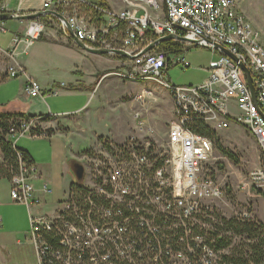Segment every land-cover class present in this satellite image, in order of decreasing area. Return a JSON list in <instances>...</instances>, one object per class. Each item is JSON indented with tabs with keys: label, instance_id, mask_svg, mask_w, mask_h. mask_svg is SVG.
I'll list each match as a JSON object with an SVG mask.
<instances>
[{
	"label": "built area",
	"instance_id": "built-area-1",
	"mask_svg": "<svg viewBox=\"0 0 264 264\" xmlns=\"http://www.w3.org/2000/svg\"><path fill=\"white\" fill-rule=\"evenodd\" d=\"M20 4L19 0L18 12L11 11L0 0V13L21 15ZM45 10L65 20L45 14L29 21L23 35L15 33L3 78L24 77L31 97L45 96L15 53L20 44L27 49L50 29L68 43L77 40L88 48L129 54L132 58L121 59L109 53L121 59L122 69L114 74L129 82L152 81L166 89L173 120L165 136H158L136 112L135 130L123 142L103 139L88 149V166L81 163L84 179L69 185L51 213L36 208L42 205L39 192L52 194L53 188L47 181L36 188L38 168L16 147L19 138L50 134L35 128L34 120L10 129L18 151V169L8 178L10 197L28 208L29 239L37 264H219L224 251L216 249L210 234L221 221V205L232 208L229 217L249 219L252 214L247 207L236 211L227 200L214 171L206 167L214 143L194 126L223 130L235 123L245 127L263 163L243 177L240 188L264 196V37L259 29L237 0H44L41 11ZM8 31L6 21H0V34ZM167 35L175 36L167 41L175 43L178 54L161 48L158 41ZM191 47L209 48L218 57L203 68L207 78L201 84L176 85L167 78L168 68L190 67L186 52ZM241 64L251 75L256 101ZM153 96L152 89L145 88L134 99L143 107ZM3 160L0 155V163Z\"/></svg>",
	"mask_w": 264,
	"mask_h": 264
},
{
	"label": "rangeland",
	"instance_id": "rangeland-1",
	"mask_svg": "<svg viewBox=\"0 0 264 264\" xmlns=\"http://www.w3.org/2000/svg\"><path fill=\"white\" fill-rule=\"evenodd\" d=\"M158 1L162 2V0ZM247 2L249 9L254 10V12H249L255 18V20L249 21L255 28L259 29L264 37V0H247ZM17 5L18 2L15 6ZM24 24L25 22L20 26L23 27ZM6 25L9 30L18 28V24L11 23V20L6 22ZM55 37H58L56 32ZM44 39L35 41L36 43L30 51L29 63L27 64L29 70L42 85L54 81L69 85L72 76L75 74L74 71L78 67L80 69L85 68L86 58L83 55L78 57L73 52L64 50L67 47L53 45L49 42L50 40ZM58 39L62 40L59 37ZM186 54L191 66L188 68L182 65L170 66L167 71V78L176 85L195 86L201 84L207 77V72L203 68L207 67L218 56L214 55L211 49L204 47H191ZM104 72H101L98 77L102 76ZM10 79V81H15L21 78ZM99 83L100 81L97 79L94 84V89H97L91 99V94L87 92L59 93L47 96L46 102L55 109L53 115L70 114L71 116L77 112L69 118H60L62 121H57V118L54 117L48 121L36 120L33 122L35 128L45 129L52 135L59 131L58 135L36 138L26 136L17 140L19 147H28L35 154L37 164L51 166L55 173L63 175L60 186L61 200L64 197L62 191L64 187L66 188L71 181H73L72 183L76 182L70 168L73 155H75V162L88 166L85 161V156H88V149L97 147L103 139H111L112 142L116 143L123 142L134 132V114L136 112H140L144 116V119L155 129L158 136H165L173 120L171 94L159 84L152 81L129 82L127 79L113 74L109 75L100 85ZM11 85L15 86L14 83ZM70 87L68 86V88ZM145 88H151L154 96L148 98L146 106L142 107L135 101L134 97L137 92ZM105 93L106 95H104ZM83 102L85 104L80 113L76 109ZM43 107L46 108V104L42 105L41 102L35 100V105L32 108L38 110ZM56 110L66 112H56ZM216 132L219 135L221 145L234 153L237 162L227 158L212 140L214 153L206 163V167L214 171V176L224 189L227 200L236 211L247 207L253 216L264 223V196L254 189L247 191L240 188L243 177L262 165L261 151L249 131L243 126L232 123L228 129L216 130ZM70 147L74 151H79L74 152ZM63 151L65 154L61 156ZM45 181L48 182L46 179ZM48 183L53 188L51 182ZM10 188L9 179L0 178V233L2 234L0 264H37L34 246L28 238L31 231L28 208L25 205L13 203L11 199L9 200ZM47 197L51 207L41 211L38 209L42 213H51L54 210L53 206L58 203H52L54 195ZM221 206L222 215L226 217L233 215L234 212L231 207ZM224 253L226 254L227 251L225 250Z\"/></svg>",
	"mask_w": 264,
	"mask_h": 264
},
{
	"label": "crops",
	"instance_id": "crops-1",
	"mask_svg": "<svg viewBox=\"0 0 264 264\" xmlns=\"http://www.w3.org/2000/svg\"><path fill=\"white\" fill-rule=\"evenodd\" d=\"M8 6L11 11H17L19 7V0H3ZM20 13L21 14H31L35 13L38 11H41L43 9V2L44 0H20ZM238 5L240 10L244 13V15L249 18V20H255V18L252 16V14L249 11L254 12V10H250L248 7V2L247 0H237ZM16 2H18V5H16ZM18 12V11H17ZM23 27L20 26V24L24 23ZM29 21H18V20H11V23L13 24H18V28L16 30H9L7 33H2L0 34V113H24L27 115H35V116H54L57 118V121H62L60 118H69L73 114H66V115H53L55 112V109L46 102L47 96L50 94H53V91H57V94L59 93H74V92H87L88 94H91V98H93V94L96 91L94 89V84L96 83L97 79H100L101 77L102 80L100 83H102L104 80L109 77V75H115V72H119L122 68L121 66V59L118 57H113L109 54L105 55H97L91 52H88L87 50H84L80 48L77 44L74 43H68L65 42L64 40H59L58 37H55V32L53 30L48 29L46 34L43 37L44 40H47L51 42L53 45H63V47L67 48H61L64 50H67L69 52H73L74 55L78 57H82L83 55L85 59V68L83 67L80 69L78 67L74 72L75 74L72 76L71 81L69 82V85L65 84L64 82L62 83H57V82H47L41 84V82L37 79V77L31 73V71L28 68V63H29V55L32 47L35 45L34 42L32 45H30L27 49H25V44L22 43L18 46L17 51H16V59L19 63H21L27 70L28 74L42 87V89L45 92L44 97H31L27 92H26V79L24 77H21L19 80L15 81H10V78H3L5 76V71L7 69L8 63H10V60L7 58V52H9L10 48V42L11 39L13 38L15 33H18L20 35H23L24 32L27 29ZM8 23V21H7ZM5 38V39H4ZM39 41V40H38ZM105 71V72H104ZM104 72V74L100 77L98 75ZM206 72V71H205ZM116 76V75H115ZM118 77V76H117ZM207 78V77H206ZM15 84V86H12L11 84ZM99 83V85H100ZM98 85V86H99ZM68 86H71L68 88ZM56 95V94H54ZM106 95V93L104 94ZM35 100H38L39 102L42 103V105L46 104V108H41V109H33L32 107L35 105ZM85 102H83L79 107H77L76 110H79L81 113L83 109H81L84 106ZM173 109V108H172ZM56 112H66V111H59L56 110ZM77 114V112L75 113ZM74 114V115H75ZM73 115V116H74ZM59 133V131H58ZM58 133L53 134L51 137L58 135ZM60 134H66V133H60ZM52 143V141H51ZM17 146L19 147V144L17 143ZM53 147V145H52ZM20 149L25 150L26 152L29 153L32 162L37 166L38 168V178L35 179L34 185L36 186L37 189H40L42 186V183L46 180L48 182H51L53 185V193L52 194H44L39 192L40 197L42 199V205L36 209H39L40 211L42 209H48L51 207L50 203H48V197L49 195H54V198L52 200V203H59L63 200L60 199V186H61V174L55 173L54 169L50 166H46L43 164H37L36 162V157L33 152L29 150L28 147H19ZM72 151V147H70ZM79 151V150H78ZM74 151V152H78ZM67 152V151H66ZM65 154V151L61 154L63 156ZM67 155V154H66ZM75 155L72 156L71 163L74 161ZM63 159V163H64ZM71 165V164H70ZM45 175V176H44ZM71 181L68 186L62 190L63 191V196H65V192L67 191L69 185L72 183ZM60 196V197H59ZM9 200L11 199L10 197V191L8 194ZM58 203L53 206L54 208L57 207ZM48 207V208H47ZM2 238V234L0 233V239ZM29 238V234H28ZM30 241V239H29ZM31 242V241H30ZM32 243V242H31ZM35 250V249H34ZM36 255V254H35Z\"/></svg>",
	"mask_w": 264,
	"mask_h": 264
},
{
	"label": "trees",
	"instance_id": "trees-1",
	"mask_svg": "<svg viewBox=\"0 0 264 264\" xmlns=\"http://www.w3.org/2000/svg\"><path fill=\"white\" fill-rule=\"evenodd\" d=\"M41 39H43L42 36L39 40ZM174 45L175 43L172 41H164L160 46L170 53L178 54L179 50H176ZM120 58L125 59L124 57ZM52 119H54V116L50 115L35 116L24 113H0V155L4 159L0 163L2 178H9V174L18 169V151L13 147V133H11L10 129L12 127L18 129L29 120L48 121ZM194 127L196 132L212 139L216 147L227 158L237 162L234 153L221 145L216 130L200 123ZM16 147L20 149L17 144ZM20 150L24 151L25 159L32 162L29 153L23 149ZM75 187H78V185H75ZM220 219V225L218 224L216 230L210 234V241L214 242L213 245L216 249L227 251L226 254L224 252L221 253L219 264H264V223L253 215L249 219L237 216L226 218L221 215Z\"/></svg>",
	"mask_w": 264,
	"mask_h": 264
},
{
	"label": "water",
	"instance_id": "water-1",
	"mask_svg": "<svg viewBox=\"0 0 264 264\" xmlns=\"http://www.w3.org/2000/svg\"><path fill=\"white\" fill-rule=\"evenodd\" d=\"M164 6H165V4H164ZM45 14H53V15H56L58 18H60L62 20H65L62 15L57 14L54 11L45 10V11H39V12L31 13V14H21V15H16V14L9 13V12L0 13V21H9V20L31 21V20H35V19L41 18ZM69 30L71 32L70 28H69ZM174 38H175V36H173V35H167L165 37L160 38L158 42H164V41L171 40V39H174ZM182 39L185 40V38H182ZM158 42H155V43L149 45L148 48L145 50V52L153 49ZM76 44L80 48H82L84 50H87L88 52L97 54V55H105V54H109V53H114L116 55L123 56V57H126V58H132L129 54H127L126 52H124L122 50L88 48L82 42L77 41V40H76ZM217 48L221 49L225 54L229 55L230 57H232L233 59L236 60L235 55L230 53L226 48H223V47L218 46V45H217ZM241 67L244 69V71L247 74L248 85H249V88L251 90L252 97H253L254 101H256V93H255L254 86L252 84L251 75L246 70V68H245V66L243 64H241ZM70 168H71L72 173L74 174V176L76 178V182L81 181L83 176H84V167H83V165L81 163H79V162L73 161L71 163V165H70Z\"/></svg>",
	"mask_w": 264,
	"mask_h": 264
},
{
	"label": "bare ground",
	"instance_id": "bare-ground-1",
	"mask_svg": "<svg viewBox=\"0 0 264 264\" xmlns=\"http://www.w3.org/2000/svg\"><path fill=\"white\" fill-rule=\"evenodd\" d=\"M252 214V213H251Z\"/></svg>",
	"mask_w": 264,
	"mask_h": 264
}]
</instances>
